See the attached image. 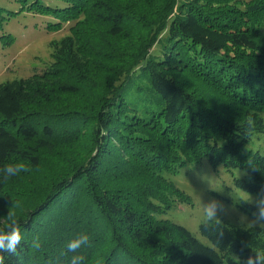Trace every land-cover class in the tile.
<instances>
[{"label": "trees", "instance_id": "obj_1", "mask_svg": "<svg viewBox=\"0 0 264 264\" xmlns=\"http://www.w3.org/2000/svg\"><path fill=\"white\" fill-rule=\"evenodd\" d=\"M14 1L73 25L47 69L0 84V168L29 169L0 175V217L11 207L22 233L3 264H243L264 249L260 227L207 220L206 244L163 218L189 203L169 176L204 161L243 170L234 187L264 204V155L245 152L264 134V0ZM15 14L0 5V32ZM80 232L88 245L67 252Z\"/></svg>", "mask_w": 264, "mask_h": 264}, {"label": "rangeland", "instance_id": "obj_2", "mask_svg": "<svg viewBox=\"0 0 264 264\" xmlns=\"http://www.w3.org/2000/svg\"><path fill=\"white\" fill-rule=\"evenodd\" d=\"M40 3L52 8L62 7V3L57 0H41ZM0 5L16 13L9 17L0 32V84L42 73L54 61L52 43L67 37L73 24L66 23L61 30L54 31L48 28L49 24L57 23L51 16L22 8L14 0H0ZM245 152L264 155V134L255 135ZM244 176L245 172L240 169L228 171L224 166L213 169L208 161L197 166L186 165L169 178L189 196V203L175 202L163 218L186 228L201 242L209 244L200 234L199 225L207 221L204 206L215 198L221 205H218L213 220L242 228L260 227L264 231V224L257 223L253 215L264 207L263 202L257 195L234 187V178Z\"/></svg>", "mask_w": 264, "mask_h": 264}, {"label": "clouds", "instance_id": "obj_3", "mask_svg": "<svg viewBox=\"0 0 264 264\" xmlns=\"http://www.w3.org/2000/svg\"><path fill=\"white\" fill-rule=\"evenodd\" d=\"M255 121L251 115L247 119V129L254 127ZM29 169L23 163L9 164L3 168H0V175L6 180L12 176H17L21 172H28ZM264 191V189H262ZM218 205L221 202L213 198V200L204 206V215L208 221L213 220L216 217ZM255 221L259 224H264V207L260 208L258 213H254ZM7 222L3 217H0V264H3V253L15 254L18 246L21 244L22 233L21 223L16 217L15 212L10 207L9 213L6 216ZM89 236L80 232L73 237L67 243V252L78 253V250L83 246L88 245ZM32 246L39 248V237H35ZM61 255H66V252H62ZM87 258L82 254H76L71 257L70 264H85ZM96 264H101L100 260L96 261ZM241 264V262H240ZM243 264H264V249H252V254L247 256V259L243 261Z\"/></svg>", "mask_w": 264, "mask_h": 264}]
</instances>
